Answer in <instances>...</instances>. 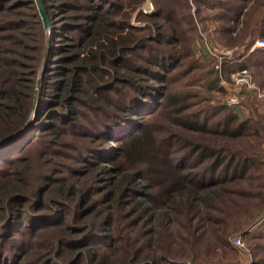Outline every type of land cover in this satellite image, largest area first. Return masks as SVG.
I'll use <instances>...</instances> for the list:
<instances>
[{
	"label": "trees",
	"instance_id": "1",
	"mask_svg": "<svg viewBox=\"0 0 264 264\" xmlns=\"http://www.w3.org/2000/svg\"><path fill=\"white\" fill-rule=\"evenodd\" d=\"M158 1L147 25L124 32L118 0H43L49 28L36 0H0V264H168L151 246L173 223L196 233L219 222L217 203L264 205V102L245 117L213 103L207 93L225 91L219 66L180 46L188 0ZM217 4L232 36L245 13ZM247 32L233 43L250 37V49L258 31ZM256 54L264 64V48ZM195 83L203 89L185 91Z\"/></svg>",
	"mask_w": 264,
	"mask_h": 264
},
{
	"label": "rangeland",
	"instance_id": "2",
	"mask_svg": "<svg viewBox=\"0 0 264 264\" xmlns=\"http://www.w3.org/2000/svg\"><path fill=\"white\" fill-rule=\"evenodd\" d=\"M118 1H120L121 7L114 9V12H111V14L114 15L113 17L115 19L124 21L126 27L123 31L126 32L131 25L135 27L147 25L150 22L148 16L154 12L155 2L158 0ZM174 1L181 2L184 0ZM217 1L218 0H188L190 7H186L185 5L183 7V2H181L179 4L180 15L178 14V16L185 17L188 14L192 17V21H189V18L187 19V17L186 19L184 18L185 21L182 18V22L177 27L180 31H184L182 39L183 42L180 45L183 51H188L190 46L192 50H194V56H200L210 61L213 60V64L211 65H216L217 67L219 66V70L228 84L223 85L225 90L223 91L224 93L218 94L217 92H208L207 95L212 97L211 101L213 103H216V98H219L221 103L227 104L226 101L229 95L236 93L239 95L245 94L243 86H233L229 77L231 71L242 69V64L247 65V67L243 68H247L249 70L256 85L264 92V64L257 63L260 61L259 54H256L255 56L251 55L252 51L261 48L252 49L251 47L248 49L246 47V43L247 39L250 37H247L245 39L246 42L242 44L233 43L234 37L241 39V36L244 34L243 32L248 31L247 33H249L252 29H256L258 31L252 46L258 39H264V36L262 35L264 34L263 25H261V23L258 24V26L255 25V20L263 16L264 0H262V4H257L255 0H224L227 3H236L238 7H242V10L245 13L235 22L236 31L232 34V36L231 34H226L220 31L222 29L219 27L220 24L223 23L225 26L226 22L220 20V13L223 11L219 8ZM185 3L186 0L184 1V4ZM252 7L255 8V12H252ZM77 12L78 11L75 10L69 11L70 14H75ZM249 13H252L256 19H251L249 22H245L247 21L246 18ZM48 16L51 25V17L49 13ZM41 18L44 24L42 15ZM50 25L47 28H49ZM135 33H140V31L135 30ZM69 41L77 46L76 48H73L72 53H75L76 51L80 53L84 44L82 42L83 40H79L78 37L75 36L74 39H69ZM228 43H232V45H229ZM68 53L69 52L66 54L67 57ZM262 57H264V55L261 54V58ZM190 59H192V56L186 57V61ZM224 62H235L238 67L226 72L225 70H222L224 69ZM187 80L188 78L186 77L181 78L183 83ZM181 81H175L173 86L176 88L181 87V89H183V84L180 83ZM199 85L202 84L198 83L195 87L187 84L185 85V91H189L188 87H190V89L197 90L203 89ZM263 99L264 97H259L252 93L246 97L244 96L241 105L232 107L236 109L242 117H245L248 113H252V108L250 107L251 104L253 105L252 101L255 100L254 103H258L259 106V104L264 102ZM237 107H239V110ZM258 111V113L264 115V111L261 110V107H258ZM33 113L34 116L36 112L34 111ZM62 150L64 154L66 151H69L66 147H62ZM30 156V161L33 159L31 162V165H33V167L31 166L32 173H30V180L32 181L39 168V164H35L36 162H34L36 161L35 159L40 156L39 147L35 148ZM64 158L65 157L63 155L57 157L59 161H65ZM68 159L69 158L66 157V161H69ZM63 173H66L64 175H68L70 178L68 171L64 170ZM81 179H79V181ZM98 184L102 185L101 179ZM241 203L243 205L245 202ZM258 203L259 199L257 198L247 200L245 204L247 208H241V206L239 208L231 205L229 206V204L223 205L217 203V209H215L216 211L214 212V217L219 218V222L209 223L208 221L203 220L201 227H199V230L196 233L185 230L179 227L178 224L173 223L174 229L171 230V236L165 238L163 235V238L161 237L160 240H154L153 245L151 246V251L158 257H167L169 260L168 264H264V237H261L262 233L260 232V230L264 228V205L259 208ZM242 209L252 211V213H250L252 217L245 216L244 212H241ZM122 225L126 226L125 223ZM125 229L128 228L126 227ZM178 230L181 233L178 232ZM246 231H249V234H246ZM179 234H181V237L178 236ZM255 234L260 235H257L256 237ZM254 236L256 238H254ZM154 237L155 239H158L159 233H156ZM238 238L241 239V242H237ZM258 242L262 243L260 244ZM165 248H167V252H165ZM136 264L142 263L136 262Z\"/></svg>",
	"mask_w": 264,
	"mask_h": 264
},
{
	"label": "built area",
	"instance_id": "3",
	"mask_svg": "<svg viewBox=\"0 0 264 264\" xmlns=\"http://www.w3.org/2000/svg\"><path fill=\"white\" fill-rule=\"evenodd\" d=\"M264 48V39H258L255 44L252 46V49L255 48ZM221 83L222 85H226L228 84L226 82V80L223 78V74L221 73ZM229 77L231 79V84L233 86H243L244 88V93L243 95H239V94H233V95H229V97L227 98L226 103L230 106H239L242 104V99L244 98V96H248L249 94H255L259 97H264V92L260 89V87H258L255 83V81L253 80V77L251 75V73L249 72V70L247 68H242V69H237L234 71H231L229 74ZM237 242H241V239L238 238Z\"/></svg>",
	"mask_w": 264,
	"mask_h": 264
},
{
	"label": "water",
	"instance_id": "4",
	"mask_svg": "<svg viewBox=\"0 0 264 264\" xmlns=\"http://www.w3.org/2000/svg\"><path fill=\"white\" fill-rule=\"evenodd\" d=\"M36 2L38 5V8H39V11L43 17L44 24L46 27H48L50 25V20H49V16H48L45 4H44L43 0H36Z\"/></svg>",
	"mask_w": 264,
	"mask_h": 264
},
{
	"label": "crops",
	"instance_id": "5",
	"mask_svg": "<svg viewBox=\"0 0 264 264\" xmlns=\"http://www.w3.org/2000/svg\"><path fill=\"white\" fill-rule=\"evenodd\" d=\"M262 107H263V109L261 108V110H263V111H264V105H262ZM237 109L239 110V107H237Z\"/></svg>",
	"mask_w": 264,
	"mask_h": 264
}]
</instances>
